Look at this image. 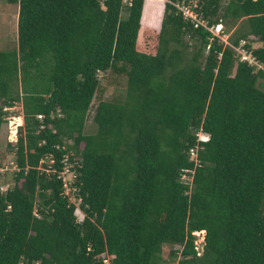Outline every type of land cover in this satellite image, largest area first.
<instances>
[{
    "label": "trees",
    "instance_id": "16d2710c",
    "mask_svg": "<svg viewBox=\"0 0 264 264\" xmlns=\"http://www.w3.org/2000/svg\"><path fill=\"white\" fill-rule=\"evenodd\" d=\"M6 1L0 131L16 103L23 124L0 148V264H264V70L168 2L146 0L157 29L144 0ZM196 1L264 65V0Z\"/></svg>",
    "mask_w": 264,
    "mask_h": 264
},
{
    "label": "rangeland",
    "instance_id": "374dc122",
    "mask_svg": "<svg viewBox=\"0 0 264 264\" xmlns=\"http://www.w3.org/2000/svg\"><path fill=\"white\" fill-rule=\"evenodd\" d=\"M222 1L224 3L226 0H222ZM145 3H146V0H144V8H143L142 17H146L147 19L146 21L150 23L152 27H157L158 29L160 26L162 13L159 14L158 16L156 15L155 21L153 22L149 21L150 18L148 17V15L144 14ZM159 3H161V5H164V0L157 1V4ZM153 7H155V0H150L147 6L148 14L149 12H151V10L154 9ZM17 18H18V5L8 3L6 0H0V49H11V48L16 47ZM235 27L236 26L231 27L228 30V33L230 35L234 31ZM254 44L255 46L259 45V43H254ZM110 90L111 91H108L105 94V98H108L110 96V92H112V89ZM96 104H97V100H95L94 103H92L91 109L86 118L85 132L87 133L94 131V124L92 122V112ZM9 109H10V113L5 116V121L2 124L1 131H0V148L3 150H6V145H7L6 143L7 141H10V138L13 139V141L11 140V142H14L17 139L18 128L19 126L23 124L21 103H16L13 107H10ZM15 130H16V133L13 134V131ZM3 167H5L6 169L4 171V174L0 173V180L3 181V185L7 187L12 184V172H11L12 166L11 164H8V162H6L5 166ZM5 172H7V174ZM68 191L69 190H66V192ZM71 199L76 204V207H78V201L73 197H71ZM76 214H77V217L79 218L80 216H82V212L79 209H76ZM204 234L205 233L203 231H196L195 235L197 237L195 239V242L199 243L201 240H203ZM170 249H171L170 245L168 244L164 245L163 250H164L165 258L167 257V254L170 251Z\"/></svg>",
    "mask_w": 264,
    "mask_h": 264
},
{
    "label": "built area",
    "instance_id": "2783aa9c",
    "mask_svg": "<svg viewBox=\"0 0 264 264\" xmlns=\"http://www.w3.org/2000/svg\"><path fill=\"white\" fill-rule=\"evenodd\" d=\"M124 3H129L130 0H123ZM164 2H168L172 4L179 12L182 13L183 17L188 19L190 22L193 23L195 27L202 26L206 30L209 31V40L211 41H217V43L222 44L223 46H228L233 51V56L237 60L245 61L248 65H251L254 67V71H257L259 69L264 70V65L261 63L256 56L253 54L252 49L254 43H252L249 46V41L245 38H241L238 40L237 43H233L230 41V34L227 30H225L223 24L221 22H213L209 23L208 20L204 19L200 12L196 9L198 7L196 0H164ZM197 140L199 141H207L209 139V135L203 131L197 132ZM197 147L190 148V159L196 161V152ZM67 155L65 156V158ZM72 163H65L63 170L60 171L59 176L62 179L63 186L66 190H69L66 193H69L71 190H74L75 188L71 186L72 179L74 178V172L70 170V167H72ZM5 167L0 168V172L5 171ZM16 166L12 165V170H15ZM186 171L184 170V173L182 174L183 178H187ZM6 187L1 186V191H4ZM195 233V232H194ZM204 239V237H203ZM201 240L200 242H202ZM199 242V243H200ZM196 243V242H195ZM196 243V244H199ZM200 254V252H199ZM106 263H108V260L106 259Z\"/></svg>",
    "mask_w": 264,
    "mask_h": 264
},
{
    "label": "clouds",
    "instance_id": "9594fccd",
    "mask_svg": "<svg viewBox=\"0 0 264 264\" xmlns=\"http://www.w3.org/2000/svg\"><path fill=\"white\" fill-rule=\"evenodd\" d=\"M206 133V132H205ZM208 134V133H207ZM209 135V134H208ZM1 186H4L3 184L1 185ZM201 231H203L204 233H205V231L204 230H201ZM196 232V231H195Z\"/></svg>",
    "mask_w": 264,
    "mask_h": 264
},
{
    "label": "water",
    "instance_id": "95a60500",
    "mask_svg": "<svg viewBox=\"0 0 264 264\" xmlns=\"http://www.w3.org/2000/svg\"><path fill=\"white\" fill-rule=\"evenodd\" d=\"M15 133H16V130L14 131V134H15ZM11 140L13 141V139H12V138H10V141H11ZM15 141H16V140H15Z\"/></svg>",
    "mask_w": 264,
    "mask_h": 264
},
{
    "label": "bare ground",
    "instance_id": "6f19581e",
    "mask_svg": "<svg viewBox=\"0 0 264 264\" xmlns=\"http://www.w3.org/2000/svg\"><path fill=\"white\" fill-rule=\"evenodd\" d=\"M13 134H14V131H13Z\"/></svg>",
    "mask_w": 264,
    "mask_h": 264
}]
</instances>
